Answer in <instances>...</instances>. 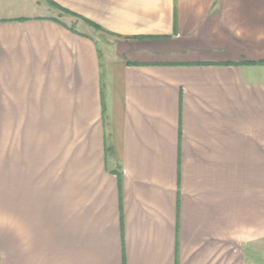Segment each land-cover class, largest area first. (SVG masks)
Returning a JSON list of instances; mask_svg holds the SVG:
<instances>
[{
    "label": "crops",
    "instance_id": "obj_1",
    "mask_svg": "<svg viewBox=\"0 0 264 264\" xmlns=\"http://www.w3.org/2000/svg\"><path fill=\"white\" fill-rule=\"evenodd\" d=\"M0 264H264V0H0Z\"/></svg>",
    "mask_w": 264,
    "mask_h": 264
},
{
    "label": "trees",
    "instance_id": "obj_2",
    "mask_svg": "<svg viewBox=\"0 0 264 264\" xmlns=\"http://www.w3.org/2000/svg\"><path fill=\"white\" fill-rule=\"evenodd\" d=\"M85 22L88 23V24L91 25V26H94V27L98 28L95 24H93L92 22H90V21H88V20H85Z\"/></svg>",
    "mask_w": 264,
    "mask_h": 264
},
{
    "label": "rangeland",
    "instance_id": "obj_3",
    "mask_svg": "<svg viewBox=\"0 0 264 264\" xmlns=\"http://www.w3.org/2000/svg\"><path fill=\"white\" fill-rule=\"evenodd\" d=\"M47 11H45V13H46ZM48 13H51V12H48ZM66 21V20H65Z\"/></svg>",
    "mask_w": 264,
    "mask_h": 264
}]
</instances>
